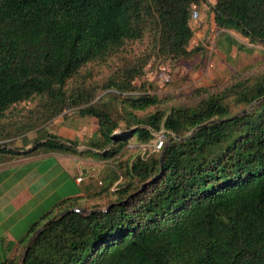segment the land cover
<instances>
[{
	"label": "trees",
	"instance_id": "1",
	"mask_svg": "<svg viewBox=\"0 0 264 264\" xmlns=\"http://www.w3.org/2000/svg\"><path fill=\"white\" fill-rule=\"evenodd\" d=\"M200 2L0 0V139L38 131L74 109L96 119L98 137L83 151L96 158L123 156L132 139L148 144L162 129L168 141L120 161L100 188L92 181L87 211H67L80 198H63L12 244L14 254L2 240L1 264H17L35 231L64 211L21 264H264V69L236 72L219 89H192L171 106L142 81L149 63L179 67L200 49L189 47ZM211 7L215 26L264 45V0ZM99 90L110 92L93 102ZM11 116L28 123L10 125ZM78 145L44 133L25 149L0 144V154L78 153Z\"/></svg>",
	"mask_w": 264,
	"mask_h": 264
},
{
	"label": "rangeland",
	"instance_id": "2",
	"mask_svg": "<svg viewBox=\"0 0 264 264\" xmlns=\"http://www.w3.org/2000/svg\"><path fill=\"white\" fill-rule=\"evenodd\" d=\"M212 3L213 0H201L200 4L194 9L198 12L199 17L195 23H191L193 27V37L190 40L189 47L191 49L199 47V50L193 51L191 56L185 59L179 67L172 68L167 62L158 60L155 61L157 64L153 65L149 63L152 66L148 65L146 67V75L142 80L145 89L147 92L155 93L159 97L167 99L166 106L186 101L191 90L201 86L219 89L229 83L232 80V75L236 72L245 75L264 69V45L251 42L248 37L241 34L240 30L234 27L223 30L215 26L214 10L211 7ZM198 32H201L203 37H198ZM95 79L102 81L101 76H96ZM109 92L108 90H99L93 102L100 98L106 99ZM22 106L23 104H20L17 107L20 108ZM32 107V103L27 104V108ZM246 108L250 109L248 106ZM11 111L14 117L15 110L11 109ZM76 115H78V113L74 109L65 111L60 114L58 118H55L56 120L53 119L54 121H48L46 125L42 126V129L38 131H36V128L28 130L25 133L13 131L9 138L0 139V144H7V146L13 148L25 149L32 147L35 139L39 138L44 133L63 134L73 131L74 134L72 138L77 139L78 142L79 139H81L82 143L78 146L85 147L86 144L84 143H88L90 140L94 139L96 120L95 117L87 115L83 119L75 121L77 118ZM7 120L10 125L16 121L23 124L28 123L23 117L16 118L15 120L11 116L7 118L6 121ZM81 128L84 132L82 136L78 138V136H76L77 131ZM120 130L121 129L118 128L116 131L118 132ZM161 132L165 133V130L162 129L159 133ZM152 142L153 140L147 144V152L153 150ZM141 148V144H139L136 139H132L126 154L123 156L117 155L108 159L96 158L99 163V172L96 176H92L91 179L95 182L97 188H100V181H103L106 175L112 176L119 173L118 163L120 161L127 159L129 155H134L139 150L142 151ZM74 154L81 156L92 155L83 151H78V153ZM60 168L62 167L60 166ZM68 170L71 172L74 171L72 164L71 166L68 165ZM119 180L115 181L112 190L116 189V184ZM61 191L62 190L57 191V197L61 195ZM107 198H110V196ZM107 198L99 200V204L103 206L102 208H104L106 200H108ZM91 205V203H84L78 206L87 211ZM20 252L22 253V249L19 253Z\"/></svg>",
	"mask_w": 264,
	"mask_h": 264
},
{
	"label": "crops",
	"instance_id": "3",
	"mask_svg": "<svg viewBox=\"0 0 264 264\" xmlns=\"http://www.w3.org/2000/svg\"><path fill=\"white\" fill-rule=\"evenodd\" d=\"M198 33V37H203L201 32ZM76 116L75 121L85 117ZM83 132L82 128L78 129L76 136L81 137ZM54 134L64 139L77 140L72 138L73 131ZM97 137L95 129L93 138ZM76 148L78 151L88 149L86 146ZM71 164L74 168L72 172L68 170ZM98 165L95 156H81L66 151L39 150L16 157L0 154V243L4 240L2 245L6 250L9 249L8 254H14L16 245L12 244H17L31 224L57 201L78 197L80 205L86 203L84 196L92 183L91 177L99 172ZM79 175L82 176L81 182L76 181ZM58 190H62V193L57 197ZM2 259L0 247V264Z\"/></svg>",
	"mask_w": 264,
	"mask_h": 264
},
{
	"label": "water",
	"instance_id": "4",
	"mask_svg": "<svg viewBox=\"0 0 264 264\" xmlns=\"http://www.w3.org/2000/svg\"><path fill=\"white\" fill-rule=\"evenodd\" d=\"M262 98H264V97H262ZM262 98H261V99H262ZM257 101H258V99L255 100V101H253L248 107H251V106H252L254 103H256ZM246 110H247V108H245L243 111H241V112H239V113H237V114H235V115L237 116V115H239V114H241V113H244ZM232 117H233V116H232ZM229 118H231V117H229ZM218 120H223V119H214V120H210L209 122H215V121H218ZM209 122H206V123L203 124V125H207ZM195 129H196V128H194V129L191 131V133H192ZM59 141L62 142V140H59ZM167 142H168V141H167ZM167 142H166V143H167ZM164 150H165V148H163V149L161 150V152H160V162H162V158H163ZM67 211H85V209H83V208H81V207H78V208H71V209H68ZM65 212H66V211H64V212H60V213H58V214H55V215H53L51 218H49L48 220H46V221L43 222V224H42V225H41V226L35 231L33 238H32L31 241L27 244V246H26L25 250L23 251V253L21 254V256H20V258H19L17 264H21V261H22V260L24 259V257H25L26 251L28 250V248H29V246L31 245L32 241H33V240L36 238V236L40 233V231H41L45 226H47L49 223H51L54 219H56L58 216L64 214Z\"/></svg>",
	"mask_w": 264,
	"mask_h": 264
},
{
	"label": "built area",
	"instance_id": "5",
	"mask_svg": "<svg viewBox=\"0 0 264 264\" xmlns=\"http://www.w3.org/2000/svg\"><path fill=\"white\" fill-rule=\"evenodd\" d=\"M199 17V14L196 10H193L191 12V23H195L197 21ZM155 138L153 139V142H152V146H153V150L152 151H157V150H160L165 144H166V137H165V134L164 133H155ZM141 154H145L147 152V144H142L141 145ZM76 181L77 182H81L82 181V176L79 175L77 178H76Z\"/></svg>",
	"mask_w": 264,
	"mask_h": 264
}]
</instances>
